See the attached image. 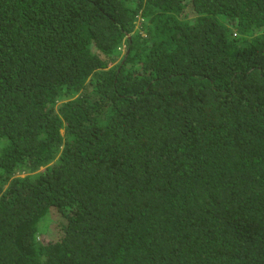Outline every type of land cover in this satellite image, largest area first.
Here are the masks:
<instances>
[{"label":"trees","instance_id":"trees-1","mask_svg":"<svg viewBox=\"0 0 264 264\" xmlns=\"http://www.w3.org/2000/svg\"><path fill=\"white\" fill-rule=\"evenodd\" d=\"M0 264H264V0H0Z\"/></svg>","mask_w":264,"mask_h":264},{"label":"rangeland","instance_id":"rangeland-1","mask_svg":"<svg viewBox=\"0 0 264 264\" xmlns=\"http://www.w3.org/2000/svg\"><path fill=\"white\" fill-rule=\"evenodd\" d=\"M138 24V23H137ZM137 27H139V25H137Z\"/></svg>","mask_w":264,"mask_h":264}]
</instances>
